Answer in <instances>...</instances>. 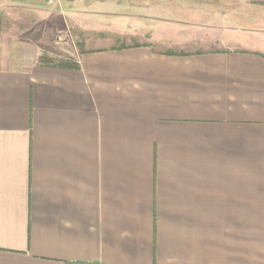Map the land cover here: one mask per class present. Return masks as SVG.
Segmentation results:
<instances>
[{"label":"crops","instance_id":"crops-1","mask_svg":"<svg viewBox=\"0 0 264 264\" xmlns=\"http://www.w3.org/2000/svg\"><path fill=\"white\" fill-rule=\"evenodd\" d=\"M38 2L86 36L0 32V264H264V0Z\"/></svg>","mask_w":264,"mask_h":264},{"label":"rangeland","instance_id":"rangeland-1","mask_svg":"<svg viewBox=\"0 0 264 264\" xmlns=\"http://www.w3.org/2000/svg\"><path fill=\"white\" fill-rule=\"evenodd\" d=\"M38 7H43L38 0H0V32L39 41L43 55L55 61L82 49L86 35L60 23L66 21V13H59L55 5L51 10Z\"/></svg>","mask_w":264,"mask_h":264},{"label":"trees","instance_id":"trees-1","mask_svg":"<svg viewBox=\"0 0 264 264\" xmlns=\"http://www.w3.org/2000/svg\"><path fill=\"white\" fill-rule=\"evenodd\" d=\"M41 62L51 63L54 62V60L47 58L46 56L42 55L40 58ZM58 63L60 65L64 66H72V67H78V62L74 58L67 57L66 59H60L58 60Z\"/></svg>","mask_w":264,"mask_h":264},{"label":"water","instance_id":"water-1","mask_svg":"<svg viewBox=\"0 0 264 264\" xmlns=\"http://www.w3.org/2000/svg\"><path fill=\"white\" fill-rule=\"evenodd\" d=\"M78 264H98V262H90V263H78Z\"/></svg>","mask_w":264,"mask_h":264}]
</instances>
